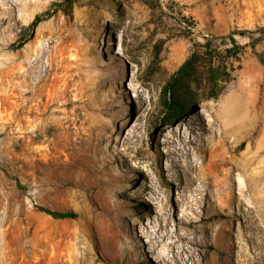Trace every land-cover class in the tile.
<instances>
[{
	"label": "rangeland",
	"instance_id": "obj_1",
	"mask_svg": "<svg viewBox=\"0 0 264 264\" xmlns=\"http://www.w3.org/2000/svg\"><path fill=\"white\" fill-rule=\"evenodd\" d=\"M263 26L264 0H0V264H264Z\"/></svg>",
	"mask_w": 264,
	"mask_h": 264
},
{
	"label": "trees",
	"instance_id": "obj_2",
	"mask_svg": "<svg viewBox=\"0 0 264 264\" xmlns=\"http://www.w3.org/2000/svg\"><path fill=\"white\" fill-rule=\"evenodd\" d=\"M69 0H64V3H68ZM61 6V5H60ZM50 15L49 11H44L42 13L36 14L33 20L30 22V27H35L41 20L45 19ZM256 32L259 34L258 37L254 40H259L264 38V26L256 29ZM233 48H237L238 45L236 41L230 37ZM23 44V41L19 43V46ZM253 44V43H252ZM205 47L209 48V43H205ZM207 51V50H206ZM226 53L229 55L232 53V49H226ZM195 55H192L190 58L186 59L178 69L173 72L169 79L166 81L165 85L161 89L162 96V108L163 115L160 119V124L169 123L171 120L179 117L185 106V101L179 97L178 90L181 82L190 77L193 71V59ZM258 60L261 64L264 65V57L262 55H257ZM229 76L228 71L226 70V65L221 64L220 66H213L209 69L208 78L212 83V87L217 86L218 82L224 81ZM36 208L44 212L55 219H67L75 218L77 214L74 211H55L44 208L42 206H36Z\"/></svg>",
	"mask_w": 264,
	"mask_h": 264
},
{
	"label": "bare ground",
	"instance_id": "obj_3",
	"mask_svg": "<svg viewBox=\"0 0 264 264\" xmlns=\"http://www.w3.org/2000/svg\"><path fill=\"white\" fill-rule=\"evenodd\" d=\"M231 108H232V106H229V107L227 106V107H225V111L228 112Z\"/></svg>",
	"mask_w": 264,
	"mask_h": 264
}]
</instances>
